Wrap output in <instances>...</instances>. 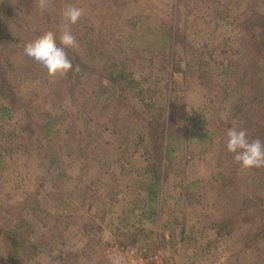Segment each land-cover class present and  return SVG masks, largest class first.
<instances>
[{
    "label": "rangeland",
    "instance_id": "1",
    "mask_svg": "<svg viewBox=\"0 0 264 264\" xmlns=\"http://www.w3.org/2000/svg\"><path fill=\"white\" fill-rule=\"evenodd\" d=\"M40 3L0 0V264H112L126 249L136 264H264V167L227 149L230 128L264 141V0ZM70 6L84 11L72 88L23 53L46 32L59 44ZM114 67L133 80L122 98L105 85ZM194 125L209 143L165 155L148 204L155 131ZM219 222L232 230L216 239Z\"/></svg>",
    "mask_w": 264,
    "mask_h": 264
},
{
    "label": "clouds",
    "instance_id": "2",
    "mask_svg": "<svg viewBox=\"0 0 264 264\" xmlns=\"http://www.w3.org/2000/svg\"><path fill=\"white\" fill-rule=\"evenodd\" d=\"M40 6L46 8L47 0H41ZM83 14V9L79 7L70 6L64 10L65 23L61 26L59 44L52 32H46L24 45V55L48 78L66 75L70 70L78 71V67L74 69L65 49L78 46L69 25L76 24ZM227 149L235 153L234 160L244 169L264 167V141L256 138L250 142L245 130H228ZM112 264H120L119 258L113 259Z\"/></svg>",
    "mask_w": 264,
    "mask_h": 264
},
{
    "label": "trees",
    "instance_id": "3",
    "mask_svg": "<svg viewBox=\"0 0 264 264\" xmlns=\"http://www.w3.org/2000/svg\"><path fill=\"white\" fill-rule=\"evenodd\" d=\"M171 27V26H170ZM169 27V28H170ZM168 28V29H169ZM166 37H168L169 35H165ZM68 55V54H67ZM68 58L72 61L73 67L75 69V61L79 60V57L76 56H68ZM83 70H88L90 69L88 66H82L81 67ZM91 70V69H90ZM73 70H70L66 75L62 76V78H66L67 79V83L70 85L71 82L69 79L74 78L75 75L73 73ZM216 72L221 73L222 71L220 70H216ZM83 74L78 75V78H80ZM129 76L131 77V74H127L125 72L124 68H118V67H114V69L112 71H108L107 74L105 75V79H106V87L109 88V90L112 92L113 95H115L117 98L119 97H123L122 93L126 92L127 90H129L130 88L133 87V80L132 78H129ZM130 79V80H129ZM216 82L219 81V77L216 76ZM6 83L2 81V78H0V94H2V90L3 88H5ZM75 87L74 83L71 84V88ZM120 91H123L122 93ZM125 100V99H124ZM145 106H148L149 104H144ZM0 107H2L4 111L3 116H7L8 115V110L10 108H4L2 105H0ZM161 117V114L158 115L157 119L155 117L152 118V122L157 123V125L161 126V123L159 122V119ZM161 120V119H160ZM164 133L162 131H155V138H159L162 137V142H161V146L159 148V150H157L156 145H153V149H155V160L152 163L155 167V170L152 173V177L149 179L148 183H147V188L144 191L143 196H145L146 193V198L148 204H153L155 205L157 203V200L159 198L158 196V188L155 187L157 180H158V175L161 172V167H162V161L165 158V155L171 156L175 151H177L180 148L187 150V153L189 151V149H191V144L193 143L194 140L198 139V142L202 145V144H206L209 143L210 140H208L211 137V133L208 130L203 129L201 126L198 125H194L193 126V132L190 133L189 136H184L182 134H175L174 132H167V137H164ZM155 138L154 141H155ZM1 149V148H0ZM2 150V149H1ZM1 153V151H0ZM0 157L1 154H0ZM1 159V158H0ZM168 168V167H167ZM192 186V184L190 185V187ZM188 187V188H190ZM159 213V212H158ZM158 213L153 214L152 216L155 217L156 215L158 216ZM140 216V214H138V217ZM223 222L222 224L216 223V225H214L215 228V236L216 239L223 237V235H228L232 230V227H229L228 229L225 227H223ZM5 233L4 230L0 229V233ZM187 239H189V237H185ZM6 239L8 240V244L6 245V249L8 251V254L11 255L12 253H14L18 246H20V242L16 237L9 235H6ZM20 239V238H19ZM22 242V245L24 244V241L22 239H20ZM26 242V241H25Z\"/></svg>",
    "mask_w": 264,
    "mask_h": 264
},
{
    "label": "built area",
    "instance_id": "4",
    "mask_svg": "<svg viewBox=\"0 0 264 264\" xmlns=\"http://www.w3.org/2000/svg\"><path fill=\"white\" fill-rule=\"evenodd\" d=\"M113 250H114V248L112 249V251ZM121 250H123V249H121ZM124 254H125L128 262H126L123 258L119 257V256H121L120 252L116 256V258H119V260L125 262L126 264H136L137 263V260L134 259V251L132 249H126ZM152 259L157 262V256H154ZM139 264H144V262L142 260H140Z\"/></svg>",
    "mask_w": 264,
    "mask_h": 264
}]
</instances>
